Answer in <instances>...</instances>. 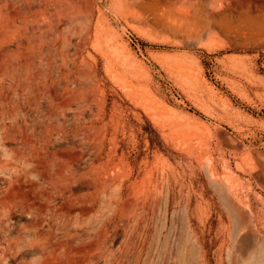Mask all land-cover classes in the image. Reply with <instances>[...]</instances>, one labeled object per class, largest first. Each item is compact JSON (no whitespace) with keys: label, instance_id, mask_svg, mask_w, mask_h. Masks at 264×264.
I'll return each instance as SVG.
<instances>
[{"label":"rangeland","instance_id":"obj_1","mask_svg":"<svg viewBox=\"0 0 264 264\" xmlns=\"http://www.w3.org/2000/svg\"><path fill=\"white\" fill-rule=\"evenodd\" d=\"M26 1L27 64L0 73V133L56 130L47 159L64 165L60 148L91 169L108 264H264V0ZM21 3L0 0L4 34ZM20 33L0 53L22 59ZM54 88L51 113L37 104ZM24 148L0 142V158Z\"/></svg>","mask_w":264,"mask_h":264},{"label":"bare ground","instance_id":"obj_2","mask_svg":"<svg viewBox=\"0 0 264 264\" xmlns=\"http://www.w3.org/2000/svg\"><path fill=\"white\" fill-rule=\"evenodd\" d=\"M30 13L31 6L26 0H22L20 8L11 13V22L7 32L21 31L19 40L22 44V59L18 61L16 57L11 58L4 52L0 53V73L3 75L27 64L25 41ZM7 32L4 34L0 31V38H3ZM52 97L51 103L48 100H42L38 102V107L51 112L52 108L62 105L58 103L56 88L52 91ZM60 135L56 130L49 133L34 131L31 135L20 131L10 135L0 133V142L25 147L24 153H16V156L12 158H0V264H108V255H111L105 243V223L108 217L103 211V202L99 206L95 205L93 189L96 185L94 186L90 179L91 169L81 173L83 165L81 159L79 161L74 157L73 159L60 148V156L64 160V165L47 159V149L52 144L45 142L51 139L57 140ZM79 137L80 135L70 134L65 138L71 145H74ZM65 145L64 142L56 141L55 143L57 147H65ZM88 145L89 143L86 147ZM30 150L34 152L30 153ZM89 153L86 157L88 159L90 158L88 155H91ZM13 184L17 188V198L11 199L8 189ZM25 192L28 193L27 199L23 197ZM97 192L100 193V190ZM223 194L227 196L224 192ZM9 212H14L15 218L10 222L8 231L3 232L4 219L2 216ZM21 221L22 224L18 223ZM15 227L18 229L15 230ZM248 238L253 241L252 237ZM246 239L245 237L244 241ZM242 243L241 248L237 246L241 250L240 254H248L250 258L249 254L252 249H248L247 244ZM263 247L264 245L260 248ZM254 250L252 256L256 252ZM262 250L258 253H264ZM237 256L239 259L245 258L239 254ZM243 259L242 262L245 263Z\"/></svg>","mask_w":264,"mask_h":264}]
</instances>
